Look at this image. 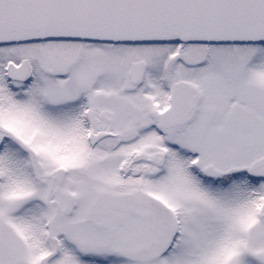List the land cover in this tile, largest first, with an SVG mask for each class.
Listing matches in <instances>:
<instances>
[{
	"label": "snow or ice",
	"instance_id": "1",
	"mask_svg": "<svg viewBox=\"0 0 264 264\" xmlns=\"http://www.w3.org/2000/svg\"><path fill=\"white\" fill-rule=\"evenodd\" d=\"M0 264H264V0H0Z\"/></svg>",
	"mask_w": 264,
	"mask_h": 264
}]
</instances>
